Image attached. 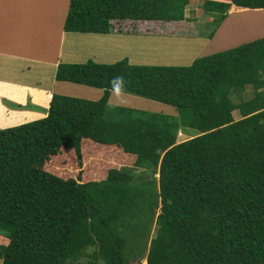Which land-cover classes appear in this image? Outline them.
<instances>
[{
  "label": "trees",
  "instance_id": "trees-1",
  "mask_svg": "<svg viewBox=\"0 0 264 264\" xmlns=\"http://www.w3.org/2000/svg\"><path fill=\"white\" fill-rule=\"evenodd\" d=\"M194 1L69 0L63 30L179 20ZM202 3L217 23L232 5L264 8V0ZM54 79L102 94L53 91L47 109L31 105L45 116L0 127L1 264H76L89 247L90 264H264V36L188 65L59 61ZM113 91L190 108L189 136L178 141L176 120L155 112L119 107L107 116ZM84 141L132 155L150 179L131 183L126 166L96 179L48 165L65 150L81 162Z\"/></svg>",
  "mask_w": 264,
  "mask_h": 264
},
{
  "label": "rangeland",
  "instance_id": "rangeland-1",
  "mask_svg": "<svg viewBox=\"0 0 264 264\" xmlns=\"http://www.w3.org/2000/svg\"><path fill=\"white\" fill-rule=\"evenodd\" d=\"M43 1L45 3L39 0H0V20L3 21L6 14H10L11 16L6 17L7 26L14 31L22 33L23 38L32 43V45L24 44L20 47L12 46L6 52L7 55H0L3 56L2 59L0 58V127L13 126L39 118V116L34 117L35 114L28 112V110L33 109L31 108L32 103L47 106L49 99L47 91L50 89L52 92L87 99H97L102 94V90L99 88L72 82L56 81L53 75V66L59 59L54 57L57 54L55 49L52 51L54 46L48 45L46 48L35 46L34 48V45L42 41L44 36L49 38L59 35V20L54 9L59 5L63 6L67 0H56L57 3L55 0ZM199 1L203 4V0ZM190 6L196 7L197 4L193 3L190 5L189 3ZM211 7L215 8V5L211 4ZM50 8L55 19L48 21L51 13ZM203 9L204 6H200L198 12L200 16L205 17ZM233 9L237 10L238 8L233 7ZM185 11H188V8ZM251 13L253 17L252 23L261 21L262 13ZM248 15L243 13L244 19H247ZM189 18L191 17L186 15L185 23L183 24H178L176 20L166 22L159 20L115 22L114 29L126 34L120 36L117 45L111 51L104 53L107 54L105 59L99 58L96 53L88 50L85 45L84 48L79 49L78 54L80 57L78 60L82 62L89 58H95L93 60L100 62V60L126 59L131 64L188 65L193 59L206 53H203V51L198 52V46H191L190 39L184 35L186 34L184 32H188L190 36H197L199 32L207 34L210 29L215 28L216 30L223 21L217 23L216 20L211 19H194L192 22L189 21L191 20ZM170 37L178 38H175V41H169ZM95 44L97 43L89 44V46ZM220 45H223V41L216 46ZM163 46L165 49H163ZM75 51L74 47L72 49L71 46L66 45L64 47V55L62 54L60 61H69L72 57H78V55H75ZM102 55L103 53L100 54V56ZM246 92V90L239 91V101L247 99ZM29 104L30 107H26ZM119 107L155 112L162 115L167 121L176 120L177 125H179L177 140L180 141L189 136L184 132L189 129L188 124L192 115L190 108H176L131 92L113 91L108 100L107 116H115ZM233 113L235 118L240 115L238 110H234ZM162 117L160 116L161 119H163ZM190 132L195 131L190 129ZM82 148L81 162L77 161L73 152L65 150L61 152L57 159H54V161L50 160L48 165L52 166V168H67L73 176H76L80 170L82 176L93 170V178L96 179L104 177L108 169L122 166L128 167L124 169L127 173H132L131 183L145 181L151 177L149 169H144L143 167L134 168V157L118 148L101 147L100 145H95L94 142L86 141L82 143ZM95 152H98V155H94ZM136 176H140V178H135ZM154 230L155 226L151 232L154 233ZM92 248L89 247L86 250L87 253L81 256L76 264H90V261L94 260L89 254ZM142 263L145 264L146 261L143 260Z\"/></svg>",
  "mask_w": 264,
  "mask_h": 264
},
{
  "label": "crops",
  "instance_id": "crops-1",
  "mask_svg": "<svg viewBox=\"0 0 264 264\" xmlns=\"http://www.w3.org/2000/svg\"><path fill=\"white\" fill-rule=\"evenodd\" d=\"M39 1L42 3H45V1H43V0H39ZM218 1H224V0H218ZM225 1H230V0H225ZM56 3H57V1H56ZM193 3H196L197 6L196 7L190 6L189 7V5H188L186 7V8H188V11L184 12L183 18L176 20V21H178L177 22L178 24L185 23L184 19L186 18V15L191 17V18H189V19H191L189 21H192V22L194 21V19H200V20H204V19L210 20L211 19L212 20L214 18L213 16L215 14H208L206 12H204L205 17L200 16L198 11L200 8L199 3H201V2L199 0H196V2L194 1ZM68 4H69V0H67L63 6L59 5L54 9L55 13L58 15V20H59V27H60L59 35L58 36H51L49 38L44 36L42 38V41H40L38 44L35 43L36 45H34V48H35V46L38 48H40V47L46 48V47H48V45L49 46L53 45L54 48H52V51H53V49H55L57 52L56 56H54V57L55 58L57 57L59 59L57 61V63L61 60L60 58L64 55L63 52H64V47L66 45L71 46L72 49L74 47V49H76L75 55H78V57H72L67 62H79V60H78L80 57L78 54L79 49L84 48L85 45L87 46L88 50H91V52L96 53V55L99 58L105 59V56L107 54H104V53L111 51L117 45V42H118V39L120 38V36H122L126 33L119 32V30H117V29H114V32H108V33L65 32L63 30V23H64L65 16L67 14ZM233 7L234 6L232 5L230 10L227 13V16L223 19L221 24L216 28V30L214 31V33L211 37H208V34L211 32L212 29H210L207 34H202L199 32V34L197 36H190V34H188V32H184V33H186L184 35L189 37L188 39H190L191 46L192 45H194L196 47L198 46L197 47L198 52L203 51V53L210 54L209 52L213 53V52L225 50L228 48H232V47H235L241 43L248 42V41H251V40H254V39H257V38L264 36V8H241V9L238 8L237 10H240V11H237L236 9H233ZM190 10H193V11H190ZM245 12H247V13H245ZM251 12L262 13L263 17H262V19H260L261 21H258L257 23H252L253 17L251 15L252 14ZM243 13L247 14V15L250 14V15H248L247 19H244ZM52 14H53V12L51 9V13L49 14L50 17H49L48 21L55 19V16ZM9 16H11V15L7 13L5 18H3V21L0 20V55L1 54L7 55L6 52L12 46L13 47H15V46L20 47L21 45H24V44L32 45V43L28 42L27 40H25L23 38L22 33L18 32V31H14L11 27L7 26L6 17H9ZM16 33H18V34H16ZM45 34H46V31H45ZM68 36H70V37H68ZM52 37H55V38H52ZM149 38H153V37H149ZM157 38H159V37H157ZM175 38H178V37H170L169 41H175ZM53 40L55 43L53 42ZM68 40H70V41H68ZM222 41H223V45L216 46L218 43H220ZM94 43H97V44L89 46V44H94ZM163 49H165L164 46H163ZM98 53H100V54L103 53V55L100 56V54H98ZM206 54H203V55H206ZM0 58L2 59L3 56H0ZM89 59H91V58H89ZM93 59H95V58H93ZM84 61H86V60H84ZM84 61H82V62H84ZM94 61H96V60H94ZM108 61L107 60H100V62H106V63H111V62H114L117 60H110L109 62ZM96 62H99V61H96ZM57 63H55L53 66L54 73H55ZM50 91H51V89L49 91H47L48 96H49L47 106H42V105H38L35 103H32V104L39 106L41 108L47 109L49 106V101H50L51 94H52V91H51V93H50ZM28 112L35 114L34 117L39 116V118L46 115V112L41 111V110L30 109V110H28ZM33 118H31V119H33Z\"/></svg>",
  "mask_w": 264,
  "mask_h": 264
},
{
  "label": "bare ground",
  "instance_id": "bare-ground-1",
  "mask_svg": "<svg viewBox=\"0 0 264 264\" xmlns=\"http://www.w3.org/2000/svg\"><path fill=\"white\" fill-rule=\"evenodd\" d=\"M243 29V28H242Z\"/></svg>",
  "mask_w": 264,
  "mask_h": 264
}]
</instances>
